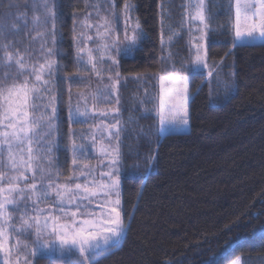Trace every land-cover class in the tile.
I'll use <instances>...</instances> for the list:
<instances>
[{
  "label": "trees",
  "instance_id": "trees-1",
  "mask_svg": "<svg viewBox=\"0 0 264 264\" xmlns=\"http://www.w3.org/2000/svg\"><path fill=\"white\" fill-rule=\"evenodd\" d=\"M54 3L58 66L51 89L59 140L58 153L52 155L66 174L71 162L69 100L85 88L76 77L86 74L76 63L74 37L93 5L107 7L108 1ZM124 3L112 0L108 7L119 11ZM128 3L142 39L133 56H120L116 66L127 228L118 247L99 255V264H231L238 257L241 264H264V43L233 47L228 0H211L209 77L191 64L182 19L185 0ZM30 6L31 0H0V44L10 42L13 53L32 45ZM169 26L178 33L171 42ZM173 66L190 76L189 131L160 137L155 115L142 112L140 100L156 101L158 76L171 73ZM34 263L73 264V259L53 255L37 257Z\"/></svg>",
  "mask_w": 264,
  "mask_h": 264
},
{
  "label": "snow or ice",
  "instance_id": "snow-or-ice-1",
  "mask_svg": "<svg viewBox=\"0 0 264 264\" xmlns=\"http://www.w3.org/2000/svg\"><path fill=\"white\" fill-rule=\"evenodd\" d=\"M210 2L185 0L184 4V23L191 37V48L195 49L191 64L197 67L202 65L209 68L205 41L211 31ZM55 7L54 0L51 3L50 0H39L31 4L33 24L41 23V12L45 24L48 19L53 21L54 46ZM160 7L163 11V3ZM93 8L99 17L98 22L92 24L88 17L81 23L85 29L95 28V37L82 31L74 37V42L77 43V65L84 64L85 70L90 67L100 78V86L91 93L94 117L98 111L95 109L96 104L110 102L112 96H117L116 103L119 104V72L115 73V79L109 75V82L105 83L103 65L111 61V66H118L112 49H116L117 55L122 52L127 54L142 39V31L138 22L134 26L131 24L133 5L125 0L120 14L124 17L123 41L126 43L121 48L122 42L116 35L115 6L104 15H101L100 4L93 5ZM227 8L233 32V47L238 41L260 39L264 42V0H228ZM24 23L27 24V20ZM161 26L163 47V16ZM13 27L18 30L17 25ZM169 31L171 34L167 40L171 42L178 33L171 26ZM44 35V32H37L33 39L43 38ZM4 39L7 37L4 36ZM94 39L95 48L87 47L86 41ZM81 43H85V46H79ZM9 44H0V264H34L38 254L43 258L53 250L54 245L61 254H68L73 264H99V255L118 247L127 228L120 207L121 177L117 166L121 156L120 121L116 120L114 124L101 121L91 129L92 147L98 150L99 156L103 158L100 164L107 171L101 170L97 176L96 166L81 164L87 146L78 145L73 139L70 148L73 171L63 183L59 182V171L53 174L52 153L55 145L47 139L58 127L54 106L56 97L49 95L45 102V94L51 93L49 85L53 82L48 78L54 77L58 66L57 59L52 58L57 52L55 47L47 48L44 41L40 48L43 61L37 59L30 62L32 53H21L19 50L13 53L9 50ZM183 71V68L177 70L173 66L170 74L159 75L161 89L155 110L161 128L165 124L189 123V77L183 75ZM208 75H213V69L209 68ZM165 82L179 87L166 88ZM82 99L85 107L82 110L77 106L75 115L86 120L90 116L88 97ZM112 111L118 113L119 108ZM98 114L106 116L108 112L98 111ZM81 178L82 183L79 182ZM73 180L77 182L73 183ZM53 196L55 200L49 208L40 207ZM16 212H19L18 222L14 215ZM28 237H31V245L27 242Z\"/></svg>",
  "mask_w": 264,
  "mask_h": 264
},
{
  "label": "rangeland",
  "instance_id": "rangeland-1",
  "mask_svg": "<svg viewBox=\"0 0 264 264\" xmlns=\"http://www.w3.org/2000/svg\"><path fill=\"white\" fill-rule=\"evenodd\" d=\"M104 1H105V3H107V1H108V6L112 3V0H104ZM37 2H39V0H31V4L37 3ZM51 2H52V0H50V3ZM108 6L106 7V5H104V6L101 5V15L107 14V12L111 11L112 6H110V7H108ZM30 9H31V6H30L29 10ZM122 9L123 8H121L119 11L116 10V13H117V22H116L117 32H116V35L119 37V39L122 42L121 43V48H123L124 47V43H126V42L123 41L125 23H124V17L120 14ZM183 15L184 16H183L182 19H184V17H185V10H184V14ZM31 17H32V13H31V16L28 15V18H29L28 20L29 21H30ZM41 17H42V20H41L40 24H33V22H32V24H33L32 25V30H34L33 37L36 36L37 32H44L45 33L44 37L43 38L37 37L36 39L32 38V41H31L32 45H29L28 47H26V51L23 52V53H32L31 58H30V62L36 61L37 59H39L41 62L43 61L44 56L42 55V53L40 51V48H41V44L44 41H46V47L47 48L55 47V50L58 49L57 43L54 46L53 45V41H52V24H53V21L51 19H48L47 23L45 24L43 22V14H42V12H41ZM88 17H90L89 22L92 23V24H96L98 22V20H99V17L96 15L95 11H91L88 14V16L85 17V19L88 18ZM130 17H131V24L134 26L137 23V21L135 20V17H134V14H133L132 11L130 12ZM184 29H185L186 35H187V42H189V45H190V48H191V42H190L191 41V37H190L189 31H188V27H187V25L185 23H184ZM82 31L86 32L87 35H91V36L95 37V28L85 29L83 24L81 23V25L79 26V28L77 30V36H79V33L82 32ZM197 35H198V33H197ZM56 40H57V37H56ZM140 41H138V43L136 45L132 46L131 51L128 52L127 54L122 52L120 55H117L116 54V49L113 48L112 49L113 56L116 57L117 61H118V58L120 56H123V55L133 56L132 52H134V49L140 45ZM207 42L208 41L206 40L205 41L206 49H207ZM258 43H264V42H262L260 39H256V40H253V41H246V42H239L238 41V42H236L235 47L237 45L258 44ZM79 46H85V43H81ZM86 46L89 47V48H95V46H96L95 39L92 40V41H86ZM76 47H77V43H76ZM191 52L194 55L195 49L191 48ZM52 58L55 59V56L52 57ZM26 59H29V58L26 56ZM85 59H87L86 56H85ZM207 63H208V52H207ZM79 66L81 68H83V69H85V67H86L84 64H80ZM110 66H111V61H106V63L103 65V68H104L103 80H104L105 83L109 82L108 81V76L109 75H112L113 79L116 78L115 77V73L117 72V67L116 66H111V72H109L108 69H109ZM193 68L195 70H205L206 74L208 75V71H209L210 66H209V68H205V67H203L201 65L199 67L193 66ZM56 72H57V70L55 71L54 75L56 74ZM85 72H86V74L79 75L78 77H76V80L80 79V80H82L84 82L85 88L80 90L79 92L72 93L70 95V100H69L70 105H69V111H68L67 115H68V122H69V125H70V130H69V134H68L69 137H70V145H69L68 149H69V152H70V160H71V162H70V166H69V169H68L66 174L64 173V171H61V172L59 171L58 163L55 160L56 159V155H54V156L52 155V159H53V174H55L56 171H59V173H60L59 182H61V183H63L73 171L72 154H71V151H70L71 143H72L73 139H75V142L78 145L84 144V145L87 146L85 156L81 158V164L88 163V164L96 166V168H97V176H99V172L101 170L107 171V168L100 164V161L103 158L101 156H99L98 150L94 149L92 147V143H91V129L95 125L100 124L101 121H103L104 124H114L116 122V120L120 121V116H121L120 109H119L118 113L112 111L113 109H115L117 107L119 108V104L116 103L117 96H112L111 99H110V102H107V103L101 102V103L95 105V109L96 110H98V111H106V112H108V115L100 116L98 114V111H97V114L94 117L92 116L93 100L91 98V93L94 92L97 89L98 86H100V78L97 77L92 72L90 67H88L87 70H85ZM161 75H168V74H161ZM183 75H186V74H183ZM188 77H189V80H188V89H189L188 108H189V104H190V101H191L192 98H191L190 87H189L190 76H188ZM48 79L53 81V77H50ZM119 81H120V79H119ZM51 84L49 85L50 89H51ZM119 84H120V82H119ZM118 87H119V85H118ZM165 87L166 88H174V87H179V85L170 84L168 82H165ZM158 88H159V92H158V95L156 97V101L152 102L150 100V98L142 97V99L140 100V108H141L142 112H145V113L150 112V113L155 115L156 120L158 122L157 133H159L160 137H164L165 135L172 134V133L183 134L185 132H188L189 131L190 121H189L188 125L165 124L163 126V128H161V125L159 123V117H158L157 112L155 110V107L159 103V94H160V89H161V82H160L159 78H158ZM118 92H119V90H118ZM45 95H46L45 102H47V97L49 95H54L55 96V94L53 93L52 89H51V93L50 94H45ZM84 96L88 97L87 107H88V109L90 111V116L86 120L83 117H77L75 115V110H76L77 106H79L82 110L85 107L84 100L82 99V97H84ZM54 106L56 108L55 102H54ZM70 110L72 112L71 119H70ZM48 111H49V113H51V108H49ZM58 119H59V116L57 115V108H56L57 125H58ZM71 124H75L76 126L75 127L71 126ZM120 128H121V131H120L119 144H121L122 137H124V135L122 133L123 132V126H122L121 122H120ZM58 129H59V126L57 127L56 130L53 131L51 136L47 137L48 140L54 142L55 146H54L53 152L55 150V153H58V149H57L58 148L57 141L59 140ZM105 135H107V134H105ZM112 143L115 144L116 141L113 140ZM120 151H121V146H120ZM105 164H107V161H105ZM117 166L119 167V169L121 168V158H120L119 163H118ZM28 175L30 176V174H28ZM120 177H121V169H120ZM28 182L30 183L31 180L29 179ZM72 182L75 183L77 181L73 180ZM79 182L82 183L83 182V178H81ZM121 185H122V180H121ZM120 192H121V188H120ZM120 198H121V201H122V192H121ZM54 200H55L54 196L50 197L49 200L46 203L41 204L40 207L47 209V208H49L52 205ZM20 207L23 208L24 205L21 204ZM93 207H95V205H93ZM120 207H121V210H122V203H121ZM14 215H15L16 220L18 222L19 212L14 213ZM122 217H123V220H124L123 211H122ZM125 231H126V229H125ZM125 231H124V234H125ZM123 238L124 237L121 238L120 243L122 242ZM21 239L23 240V239H25V237H21ZM27 242L29 243V245H31V237L27 238ZM13 243H15V241H13ZM29 251H30V248H29ZM53 255L69 257L68 254H61L59 251H57L55 245L53 246V250L51 252L47 253L46 256H53ZM38 257H40L39 254H38ZM30 259H31V257H30ZM35 259H34V261H35ZM237 262H238V264H241V259L239 257L234 259V261L231 264H237Z\"/></svg>",
  "mask_w": 264,
  "mask_h": 264
}]
</instances>
